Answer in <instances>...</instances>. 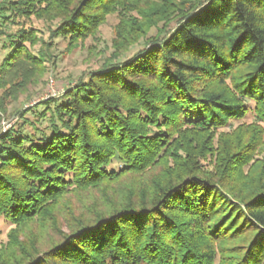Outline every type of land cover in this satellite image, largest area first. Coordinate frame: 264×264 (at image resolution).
<instances>
[{
	"label": "trees",
	"instance_id": "trees-1",
	"mask_svg": "<svg viewBox=\"0 0 264 264\" xmlns=\"http://www.w3.org/2000/svg\"><path fill=\"white\" fill-rule=\"evenodd\" d=\"M109 15L102 65L0 134V264H264V0H0V109Z\"/></svg>",
	"mask_w": 264,
	"mask_h": 264
},
{
	"label": "rangeland",
	"instance_id": "rangeland-1",
	"mask_svg": "<svg viewBox=\"0 0 264 264\" xmlns=\"http://www.w3.org/2000/svg\"><path fill=\"white\" fill-rule=\"evenodd\" d=\"M117 21L118 20L115 15H109L106 21L99 27L96 38H87L84 42L79 43L73 50L66 49L65 40L53 38L51 41L53 42V45L50 49V53L54 56L55 64L52 65L48 62L46 71L42 76L38 77L36 74L38 78L35 76L36 78L26 83V87L22 92H20V94H18L16 99L12 98L4 102L3 108L0 109V134L9 129L11 126L17 127L21 125V123L23 125V119L18 116V111L22 110L23 114L29 108L42 110V106H40L41 102L49 100L50 98H60V96L66 91L65 89L72 86L79 78L84 77L88 70L99 68L103 63L104 57H106L111 50V40L114 36V26ZM32 22L39 30L37 32V36H39L42 40H50L47 23L37 19H33ZM3 40L4 38L0 37V61L9 51L8 47H2ZM39 46L40 43L34 45L33 50L37 51ZM90 46H95L97 51L103 50L102 54L98 57L90 56L88 50ZM142 46L143 44L132 46L129 52L124 55V58H129ZM188 112L193 117H196L199 114L198 109H191ZM25 116H27L28 119L33 118L30 113ZM251 120V116H247L246 118L238 121L232 120L230 126L225 129L234 128L240 123H250L249 121ZM33 122L40 127H43L46 124L43 120L40 122L35 120ZM261 127L263 129V143L261 146L262 152L258 156L264 158V124H261ZM205 168L209 170L211 167L206 164ZM94 195H97V192L96 194L85 193L82 195L81 200L87 202L86 200H90ZM74 202L75 205H72H74L75 208L80 207V205L83 204V201L78 199H75ZM12 227L13 224L0 217V246L7 243L8 234ZM34 227H37V225L34 224L33 228ZM35 231H40L37 235L38 237H42V240H46L48 238V234H50H46L43 230L41 231V229H36ZM42 232H44L43 236L39 235Z\"/></svg>",
	"mask_w": 264,
	"mask_h": 264
}]
</instances>
